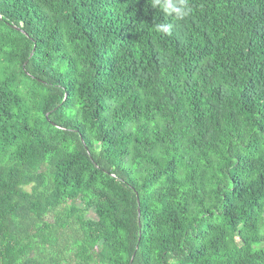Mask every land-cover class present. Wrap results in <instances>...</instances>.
Masks as SVG:
<instances>
[{
	"label": "trees",
	"instance_id": "1",
	"mask_svg": "<svg viewBox=\"0 0 264 264\" xmlns=\"http://www.w3.org/2000/svg\"><path fill=\"white\" fill-rule=\"evenodd\" d=\"M188 3L0 0V264H264V0Z\"/></svg>",
	"mask_w": 264,
	"mask_h": 264
},
{
	"label": "clouds",
	"instance_id": "2",
	"mask_svg": "<svg viewBox=\"0 0 264 264\" xmlns=\"http://www.w3.org/2000/svg\"><path fill=\"white\" fill-rule=\"evenodd\" d=\"M152 6L159 8L165 17L174 16L176 20H184L188 17L192 8L188 0H152ZM174 26L166 22H157L156 30L165 34H170ZM171 264H176L175 258L172 259Z\"/></svg>",
	"mask_w": 264,
	"mask_h": 264
},
{
	"label": "water",
	"instance_id": "3",
	"mask_svg": "<svg viewBox=\"0 0 264 264\" xmlns=\"http://www.w3.org/2000/svg\"><path fill=\"white\" fill-rule=\"evenodd\" d=\"M140 210V209H139Z\"/></svg>",
	"mask_w": 264,
	"mask_h": 264
}]
</instances>
